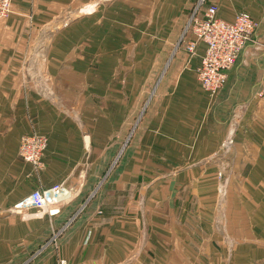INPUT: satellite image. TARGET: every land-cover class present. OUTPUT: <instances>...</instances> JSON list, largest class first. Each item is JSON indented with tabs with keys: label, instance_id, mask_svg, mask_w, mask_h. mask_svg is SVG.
I'll return each instance as SVG.
<instances>
[{
	"label": "crops",
	"instance_id": "obj_1",
	"mask_svg": "<svg viewBox=\"0 0 264 264\" xmlns=\"http://www.w3.org/2000/svg\"><path fill=\"white\" fill-rule=\"evenodd\" d=\"M14 1L18 13L46 11L41 3ZM119 1L126 12L149 14L150 43L161 48L173 42L194 4ZM66 4L77 10L76 0H55L56 11ZM207 5L223 21L245 13L257 25L213 97L195 75L200 44L191 57L177 53L153 88H141L140 58L133 54L124 60L131 64L119 88L19 87L13 29L21 23L45 29L50 22L0 21V264H206V246L210 264H264V112L257 102L264 88V0ZM64 38L50 49L53 71L70 52ZM142 101L147 109L120 152L118 130ZM77 104L83 107L79 125L71 118ZM30 134L47 140L37 176L16 161L20 138ZM56 185L70 194L57 212L12 210L32 191ZM203 238H209L205 246Z\"/></svg>",
	"mask_w": 264,
	"mask_h": 264
},
{
	"label": "rangeland",
	"instance_id": "obj_2",
	"mask_svg": "<svg viewBox=\"0 0 264 264\" xmlns=\"http://www.w3.org/2000/svg\"><path fill=\"white\" fill-rule=\"evenodd\" d=\"M86 1L87 3H85ZM89 1L76 0L77 10L75 12L69 11L68 4L64 7L62 6L61 12H58L56 11L58 7L54 5L55 0H29L30 4H44L46 11L38 14L18 13L17 10H14L15 1H12L10 13L5 18H0V21L12 20L20 23L26 21L30 24H41L38 23L39 21L50 22V27L45 29L33 27L32 25H30L32 29L23 28V23L18 25V29H13L14 40L18 39L14 41L13 45L14 56L20 57L21 64L17 76L14 77V81L16 84L18 83L19 87L32 88L33 86L36 88L38 83L39 88H119L120 86L122 87V76L125 77L128 73V63L129 65L131 64V62L124 60L128 58V54L129 59H131L133 54L135 60L140 58L141 88H153L155 84L158 86L163 82L177 53L183 52L186 56H193L186 54L184 51L185 37H183V34L198 0H192L194 4L191 5L192 7H190L186 20L180 29L174 31L173 42L169 45H163L162 48L159 44L150 43L155 35V29L150 27L149 14L126 12L125 8L121 7V4L125 2L119 1L118 3V0H92L88 4ZM88 7L92 9L86 12L85 10ZM16 12L18 14L15 15L14 13ZM128 20L138 21L137 24L141 28L137 26L131 27V23ZM132 33L135 37L129 39L128 34L132 36ZM137 35H140V43L133 45L130 41L135 39L136 42L138 40ZM26 37L31 38V42L24 40ZM58 38L70 40L71 45L68 48V52H70H67L65 60L60 59L56 63V69L53 71L50 49L54 47L55 43L59 42ZM17 48L19 51H16ZM155 55H157V58ZM153 58L156 61L149 71L150 60ZM63 74H66V76H63ZM151 74H155L152 83H150ZM155 78L156 80L153 83ZM146 109L147 102L142 101L139 109L127 112L125 116L126 122L122 128H119L117 133L122 139L118 142V151H122L129 143ZM82 111L83 107L81 104L75 105L71 111V118L78 125ZM113 127L116 128L115 126ZM113 132L117 135V130H113ZM45 151L41 158L43 166L39 170L23 162L18 156V150L16 161L26 166L32 174L37 176L44 169L43 159ZM118 156H115L116 158L114 157L112 161L110 159V171L116 166ZM220 181L222 186H225L228 180L221 179ZM14 206L12 210L16 212ZM194 229L197 230L196 227ZM210 239L213 241L214 238ZM215 239L218 241V238ZM198 240L201 242V238ZM208 240L209 238H203L202 244L204 246L207 245ZM205 250L203 260L206 264H210L209 261L213 260V254L207 251L208 246L205 247ZM192 255L196 257V254ZM200 256L201 254L199 253V259L201 260ZM190 263L193 264L192 261Z\"/></svg>",
	"mask_w": 264,
	"mask_h": 264
},
{
	"label": "built area",
	"instance_id": "obj_3",
	"mask_svg": "<svg viewBox=\"0 0 264 264\" xmlns=\"http://www.w3.org/2000/svg\"><path fill=\"white\" fill-rule=\"evenodd\" d=\"M12 1L0 0V18H5L10 13ZM206 4L207 0H198L193 8L183 34L184 51L188 55H194L197 46L203 45V55L195 75L202 90L207 96L213 97L223 88L227 72L251 41L257 25L245 13H238L232 22L218 19L216 6ZM257 102L264 112V88L260 90ZM46 146V140L41 136H23L19 143L18 156L23 162L39 170L43 166L41 158ZM218 176L221 177V174ZM69 198V192L62 186L37 189L15 204L14 210L23 212L47 209L53 213L57 212L54 209L57 204Z\"/></svg>",
	"mask_w": 264,
	"mask_h": 264
},
{
	"label": "bare ground",
	"instance_id": "obj_4",
	"mask_svg": "<svg viewBox=\"0 0 264 264\" xmlns=\"http://www.w3.org/2000/svg\"><path fill=\"white\" fill-rule=\"evenodd\" d=\"M92 8L91 7H88L85 11L86 12H89ZM46 210V209H45Z\"/></svg>",
	"mask_w": 264,
	"mask_h": 264
}]
</instances>
